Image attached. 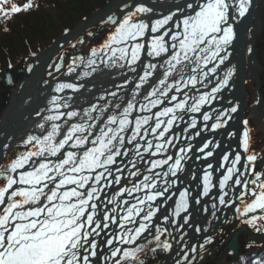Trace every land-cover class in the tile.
<instances>
[{
	"label": "snow or ice",
	"instance_id": "1",
	"mask_svg": "<svg viewBox=\"0 0 264 264\" xmlns=\"http://www.w3.org/2000/svg\"><path fill=\"white\" fill-rule=\"evenodd\" d=\"M252 4L189 0L182 9L159 15L144 4H125L120 16L107 18L111 28L104 42L91 49L86 61L91 71L83 75L104 68L135 74V82L127 79L120 85L133 83L131 99L117 103L105 117L111 106L105 97L104 105L89 107L83 116L60 112L59 97L52 98L57 111L46 118L51 130L41 124L46 134L29 135L26 146L31 149L0 167V264H134L144 247L137 241L145 233L153 238L148 243L154 240L155 247L165 251L173 248L162 239L173 235L169 225L183 233V240L191 204H200V196L210 194L213 216L218 205L238 202L234 210L241 222L264 232V170L256 167L258 159L262 164L264 159L250 152L249 121L243 120L239 135L227 133L237 139L240 150L222 153L217 165L209 158L221 148L219 142L205 138L198 146L192 143L204 132L228 128L239 111L231 101L223 110L204 109L231 87L235 70L221 66L232 55L235 24ZM35 6V0L23 5L0 0V16L10 19ZM73 71L75 67H69V73ZM65 89L79 90L75 84L58 83L55 92ZM110 95L116 97L117 92ZM78 116L79 122L68 123ZM61 120L67 124L63 131L57 123ZM181 123L184 128L177 134L174 128ZM194 148L201 154L195 159L207 161L202 175L192 172L191 180L202 185L195 197L192 185L185 183Z\"/></svg>",
	"mask_w": 264,
	"mask_h": 264
},
{
	"label": "water",
	"instance_id": "2",
	"mask_svg": "<svg viewBox=\"0 0 264 264\" xmlns=\"http://www.w3.org/2000/svg\"><path fill=\"white\" fill-rule=\"evenodd\" d=\"M186 2H189V0H111L104 8L98 10L86 20L80 22L69 33L58 37L50 47L40 51L36 56L28 57V65L26 67V72L29 75L28 77L25 76V71L23 70V67H25V65L23 63L19 64L13 70L7 69L5 71H2L0 73V81L4 86V89L1 90L0 96L3 97L7 94H11V98L0 119V164L9 153L10 157L13 158L15 155L24 152L25 150L21 152L19 151L20 147L25 148L20 144L29 135H45L46 131L44 129L40 131L38 130V127H40L41 124L45 125L46 130H51V122L47 121L46 118L49 115L56 114V108L53 110V112L50 111L51 108L54 107V105L52 104V98L54 96L59 97V103L61 105L59 110H62V107L65 103H70L72 100L75 102L78 100H84L86 104L88 103V101L93 103L96 94L92 95L91 93L89 94V97L84 98V94L89 90L93 91V89L103 91L106 90L110 93L116 91L117 88L125 89V93L124 96L122 95L121 101H127L129 96H131L133 83H129L125 87H120V85H124L127 79H131L133 82H135V74L127 73V75H125L122 73V70H119L118 73L112 72L111 77L109 76L110 79L108 76H105V78H102V76L101 78H96V76L92 77L91 75L85 77L83 75V72L91 71L90 69L82 71V73L77 75L76 77L70 75L66 77V75L64 74H67L69 72L66 71L60 73L55 78V80L46 79L45 76L49 65L58 57V55L64 48L70 46V48L76 49V52L81 54L80 58L82 59L84 56L82 52L87 45L89 37L93 35V33L91 32L87 33L88 29L97 25L99 29L110 30L111 25L105 23V21L109 16H120L124 10L125 4H128L129 6L133 4H144L153 8L155 10V13L159 15L160 13L167 14L169 11H174L177 8L182 9ZM263 5L264 0H259L258 4L257 0H253V4L250 7L249 13L235 24V31L237 35L236 39L233 41L229 49L234 56L230 60V62L227 63V66L225 68L224 65L221 66L222 70H227L228 68H234L235 70V75L233 76L231 81V87L222 91L223 94L220 95L222 99L214 102L211 108L206 107L204 109V111H212V109L223 110L224 108H228L232 105H239L238 113L234 114V119L233 121L229 122L228 128L221 129L216 133L204 132L202 133L201 137H198L195 141H192V143L198 146L201 144V140L208 138L213 139L214 142H219L221 144V148L214 150V157L209 158L214 165L218 164L219 154H221L223 151H229L233 148H235L236 150H240L239 148H236L237 139H229L227 133L229 131H236L239 135L243 130L244 126L242 122L243 120H245V114L248 110V95L246 89L247 78L250 77L251 79H254L256 81V94L257 99L260 102V109H263L264 107L262 75L257 71V69L253 70L252 67L255 62L257 66L256 68L263 67L261 66L260 61L256 56V48L258 47L256 40L258 38H263L262 28H264V23L262 22L261 15ZM253 23H255L254 27H252ZM259 26L261 31L258 30ZM250 34H252L251 38L249 37ZM249 48L252 49L251 52L248 51ZM29 66L32 67L31 72L27 70ZM218 72L222 76V71L218 70ZM99 73L97 74L102 75ZM16 82L19 83L16 85ZM58 83H72L77 85L78 88L83 87L81 89L83 93L82 91H80L74 94L75 97L73 98L78 100H74L73 98L69 99V97L64 99V97L68 93H70L71 89H65L63 92L57 93L55 92V87ZM214 83L215 81L210 83L208 88L202 89V91H208ZM229 101L232 102V105L229 104ZM212 114L213 117H215V112H212ZM79 120L80 119L74 118L73 120L68 121V123L79 122ZM212 122L213 121H209V124H211ZM57 123H60L61 126L67 125L65 124L64 120L58 121ZM182 128H184L183 123H181L178 128H174V131L179 134L180 129ZM185 134L190 135V132ZM184 143L187 142L181 141V145ZM172 151L174 150L170 149V152ZM193 153L194 155L190 154L193 155V158L188 160L186 163L185 181H187L189 177H191L192 172H196L195 168L198 160L195 159V156L201 155L200 153L195 151V148L193 149ZM202 161L204 162V166H206L207 161ZM215 174L216 172L214 173V175ZM216 191L217 189H214L213 194ZM206 199H211V194ZM238 205L239 203L237 202L236 205L228 207L231 210V213L227 214V216L223 218V222L222 219H218L216 221V223L222 222L220 223L221 225L227 223L226 231L231 233L230 239L226 242V249L218 255L219 258L226 259L228 256H230L231 260L236 259L241 253V236L249 234L248 228L246 226L238 228V224L237 222H235L237 213L234 209ZM212 212L213 209L211 208L209 216L212 217V222H210V224L215 223L213 221ZM205 217L204 219L199 221L200 224H203L201 226V231H195L196 227H200L199 223L198 225L195 224L194 227L189 231L188 236L184 238L180 244L173 245L170 253L164 256L163 259L160 260L159 264L187 263L188 260L185 261L184 256L187 255L190 257L193 254H196V252H191V248L196 247L198 250H200L205 243L207 244V246L202 250V253L209 252L208 256L206 257H209L214 252H216L219 247L217 246V241L213 239V236H215L217 232L211 234L210 237L208 236L207 238L203 239L204 236H207L206 231L204 230L206 227L205 222L207 220ZM220 224L218 225L220 226ZM200 233L201 239L199 242L192 239L193 236H199ZM145 235L146 233L144 234V236ZM209 238L212 241L211 243H207ZM165 239L176 242L178 240V237L172 235L171 237H166ZM140 241L141 240L139 239L137 241V244H139ZM250 241L251 244L258 243L260 247L264 246V237H251ZM223 242L224 239H221L220 243ZM249 245L250 243L248 244V246ZM247 248L245 247V249ZM153 249L155 250L153 251ZM160 250L162 249L156 247L150 249L151 252H158ZM181 252H183V263L179 262L180 259H178L176 262H173V260L176 259L178 254ZM199 258L201 260H205V257ZM194 261L195 258L190 260V264H192Z\"/></svg>",
	"mask_w": 264,
	"mask_h": 264
},
{
	"label": "trees",
	"instance_id": "3",
	"mask_svg": "<svg viewBox=\"0 0 264 264\" xmlns=\"http://www.w3.org/2000/svg\"><path fill=\"white\" fill-rule=\"evenodd\" d=\"M110 0H35V7L28 12L13 15L10 19L0 16V72L18 65L50 46L61 35L70 32L79 22L86 20L103 8ZM23 5L27 0H12ZM7 7V6H5ZM76 9V11H75ZM65 14V18H62ZM44 20L47 33H39L38 21ZM25 34L26 36H23ZM7 52V53H6ZM165 254V253H164ZM156 256V257H155ZM163 254L148 252L136 257L134 264H158ZM227 264H264V249L242 253Z\"/></svg>",
	"mask_w": 264,
	"mask_h": 264
},
{
	"label": "rangeland",
	"instance_id": "4",
	"mask_svg": "<svg viewBox=\"0 0 264 264\" xmlns=\"http://www.w3.org/2000/svg\"><path fill=\"white\" fill-rule=\"evenodd\" d=\"M75 11H76V9H75ZM263 14H264V12H263ZM62 16H63L62 18H65L64 17L65 14H63ZM38 23H39L38 26H40L38 28L40 30H38L39 33H36V35H33V39L35 37H38L39 35H44V34H46L48 32L46 30L47 29L46 26H44V20L38 21ZM97 29L100 30V31L97 34L95 33L94 35H92L93 37L91 38L90 42L85 47L84 55H88L89 53H91V49L92 48H98L99 47V44L106 38V36H107V34L109 32V29L102 30V29H99V28H96V27H94L93 29H90L88 32H92V31H95ZM262 29H263L262 30L263 31V33H262L263 34V38L262 39L261 38H258L256 40L257 46L259 47V48L258 47L256 48V56H257V59H259L261 66H263V67H258L257 68V71L259 73H261V75H262V86H263L262 92L264 94V28H262ZM23 36H26V35L23 34ZM50 46H46L44 49H46V48H48ZM66 50H68V48ZM1 55L2 54L0 53V57H1ZM56 61H58V59H56ZM80 61L81 60L80 59L77 60V58H75V59H72V58L69 59L68 62H67V64L64 65L63 70L69 69V67H72L73 65L80 64L81 63ZM255 64H256V62H255ZM2 65H3V63L0 60V67H2ZM3 66H5V63H4ZM55 75H56V71L53 69V70H51L49 72V74L47 75V77H49V76L51 77L52 76V78H55ZM246 89H247V95H248V106H250V105L252 106V104L255 103V101H256L255 99L257 98V94H256V81L254 79H251L250 81H248V83L246 85ZM117 96H118V94H117ZM8 100L5 102V104L4 103L3 104H0V117H1L2 112L6 109V106L8 104ZM245 119L249 121V125L248 126L251 129V132H250V136H251L250 152H253L254 151L258 155H260V157L262 159H264V122H263V119H264V107H263V109L262 108L261 109L258 108L256 110V112L254 113V115H253V112L246 111ZM261 121H262V123H261ZM38 130H39V128H38ZM224 152H226V151H223L222 153H224ZM221 154H219V157L221 156ZM219 157H218V164L220 163ZM6 159L1 164L0 167H3L6 164L5 163ZM204 167H206V166H204V162L202 160H198V162L196 163V169H195L196 170V173H198L199 175H202V171L201 170ZM256 167H257L258 170H264V164H262L261 159H258V161L256 162ZM219 175H220V173L219 172H216L215 176H219ZM185 183H190L192 185V191H193V196L194 197L202 189V185H200L198 187V181L191 180V177H189V179L187 181H185ZM206 198L207 197L200 196V200H201V203L200 204H195L194 202L191 204V207L189 208V213L191 215V219H190V221H189V223L187 225H184V232L187 233V235H185L184 238H186L188 236L189 231L194 227V225L195 224L198 225L199 221L202 220V219H204L205 216H206L205 218L207 219L206 222H205L206 224L209 223V222H212V217L209 216V213L211 211V208H212L211 207V204L213 203V201L211 199L207 200ZM217 205H218V201H217ZM204 208H207L208 209L207 212L204 211ZM227 208L228 207H224V206H220V205L217 206V209L215 210V215L213 216V221L215 223H216L217 219H222V222H223V218L226 216V213H227V211H226ZM222 222H218V224H220ZM235 222H237L238 228H241V227L246 226L248 228V231H249V234L248 235L245 234V235L241 236L240 244L242 246L243 251L255 252V249H257V247H259V245H258V243L251 244L250 238L251 237H253V238L254 237H256V238L257 237L258 238L259 237L260 238H263L264 237V232L258 233L251 226L244 225L241 222L240 218H238V215L237 214H236ZM199 225H200L199 228L201 229L202 228L201 226L203 224H200L199 223ZM162 226H164V225H162ZM220 226L221 227H220V229L218 228V232L216 233V235L213 236V239H215L217 241V246L219 247L216 250V252H214L209 257H206V256H208L209 252H205V254L202 253V250L204 248H206V246H207V244H206L200 250H197L196 251V254H193L190 257L188 256V262L187 263H184V264H190V260H192L193 258H195V261L192 264H194V263H196V264H227V263H229V261L231 260L230 256H228L226 259L219 258L218 257V255L222 251H225L226 245H227L226 242H227V240L230 239V236H231V233L226 231V229H227V223L224 224V225H221L220 224ZM168 227H169V231H171L172 234L175 237H178V240L176 242H174L172 240L169 241V242L172 243V245L180 244L182 240L179 239V236L182 235L183 233L176 231L170 225ZM166 237H170V236H167V234H166L164 237H162V239H165ZM149 239L150 240L153 239L151 235H149L147 237V239L144 238L143 240H145L148 243ZM221 239H224V242L223 243H220V240ZM143 240H141V241H143ZM249 243H250L251 246H248ZM247 246H248V248H247ZM153 247H155V241L154 240H153L152 243H148L146 249L144 251H142V253H140L138 255V257L139 256H142V255H144L146 253H148L149 249L150 248H153ZM245 247L247 249H245ZM262 248H264V246H262ZM153 253H154V255H155V253H159L161 255L163 254V256H164V255H168L170 253V251L160 250L158 252H153ZM182 253L183 252L179 253V256H177V258L180 259L179 260L180 263H183ZM199 257H205L204 258L205 260H201Z\"/></svg>",
	"mask_w": 264,
	"mask_h": 264
},
{
	"label": "bare ground",
	"instance_id": "5",
	"mask_svg": "<svg viewBox=\"0 0 264 264\" xmlns=\"http://www.w3.org/2000/svg\"><path fill=\"white\" fill-rule=\"evenodd\" d=\"M258 2H259V0H257V4H258ZM120 11V10H119ZM263 12H264V5H263V8H262V10H261V15H262V22L264 23V14H263ZM254 24L255 23H253V26L252 27H254ZM261 28H262V26H261ZM253 30V29H252ZM258 30H260L261 31V29H260V26H259V28H258ZM251 33H252V31H251ZM251 36H252V34H250L249 35V37L251 38ZM90 40L91 39H89L88 40V42L87 43H89L90 42ZM104 42V41H103ZM102 42V43H103ZM101 43V44H102ZM100 44V45H101ZM99 45V46H100ZM64 50V49H63ZM62 50V51H63ZM233 53H232V55L230 56V58H229V60L228 61H226V64L224 65V68L227 66V63L228 62H230V60L233 58ZM90 57V56H89ZM88 57V58H89ZM87 58V59H88ZM87 61V60H86ZM86 61H85V63L83 64V65H86ZM83 65H79L77 68H75V71H73V72H71V73H67V74H64V75H66V77H68L69 75L70 76H74V75H76V72H78V70H80L81 69V67L83 66ZM252 67H253V70H255V69H257L256 67V64H253L252 65ZM120 69H116V68H113V69H107V68H104L103 70H97L95 73H92L91 74V76L93 77V76H96V78H101V76H102V78H105V76H110L111 77V75H112V72H115V73H118V71H119ZM100 72V73H99ZM97 73H99V74H102V75H98ZM98 76V77H97ZM107 77V78H108ZM110 77H109V79H110ZM251 80V78L249 77V78H247V83H248V81H250ZM17 84L19 83V82H16ZM16 84V85H17ZM223 93L221 92L219 95H222ZM118 96H119V98L121 97V94H118ZM117 97V96H116ZM116 97H115V99H116ZM65 98H68L67 96H65L64 97V99ZM122 99V98H121ZM256 101H255V103H253L252 104V106L250 105V106H248V112L249 111H251V112H253V115H254V113L256 112V110L259 108L260 109V102L258 101V99L256 98L255 99ZM126 101V100H125ZM120 103H122V101L120 102ZM70 105L72 106V111H74V109H73V103H70ZM83 103H81V102H76V104H75V107L76 108H81V107H83ZM55 107V106H54ZM70 109H71V107H70ZM66 110L67 109H64V111L66 112ZM60 112H63V111H60ZM67 113V112H66ZM238 113V112H237ZM263 122H264V119H263ZM261 123H262V121H261ZM25 140H27V138L25 139ZM204 140H201V143L203 142ZM25 143H26V141H25ZM142 170H143V168H142ZM136 179H139V178H136ZM227 213H226V216H227V214H230L231 213V210L228 208L227 210ZM220 227L221 226H219V225H217V226H213V225H211L210 223L205 227V231H206V237L204 236L203 237V239H205V238H207L208 236L210 237V235L211 234H214V233H216V232H218V228L220 229ZM147 236H149V234L148 233H146V235L145 236H142L141 238H140V240H143L145 237H147ZM200 236H201V233H200V235L198 236H193V238L192 239H194L195 241H200ZM150 240V239H149ZM148 241V240H147ZM141 243H143V245H144V247H143V251L146 249V247H147V245H148V243L145 241V240H143V241H140L139 242V244H141ZM138 244V245H139ZM196 244V243H195ZM206 244V243H205ZM205 244H203V246L205 245ZM129 247V246H128ZM132 247H135V246H132ZM197 249V248H196ZM198 250V249H197ZM142 253V252H141ZM140 253H138L137 255H139ZM178 256H179V254H178ZM176 260H178V258L177 259H174L173 261H176Z\"/></svg>",
	"mask_w": 264,
	"mask_h": 264
},
{
	"label": "flooded vegetation",
	"instance_id": "6",
	"mask_svg": "<svg viewBox=\"0 0 264 264\" xmlns=\"http://www.w3.org/2000/svg\"><path fill=\"white\" fill-rule=\"evenodd\" d=\"M79 56V54L78 53H76L75 52V49H68V50H64V52L61 54V55H59L58 57H57V59H58V61H54V62H52L50 65H49V67H48V69H47V72H46V76H45V78L46 79H53L52 78V76L50 77H47V75L49 74V72L51 71V70H55L56 71V75H55V78L60 74V73H62L63 72V67H64V65L68 62V60L69 59H74V58H77ZM21 63H23L24 65H25V67H23V70L25 71V76L26 77H28L29 75H28V73L26 72V67H27V62L26 61H23V62H20L19 64H21ZM59 66V68H60V70L59 71H57V67ZM17 67V65L16 66H13V67H10V68H12V69H14V68H16ZM54 78V79H55ZM17 84V83H16ZM4 89V86L2 85V83H1V81H0V92H1V90H3ZM9 96V94H7V95H5V96H3V97H1L0 96V103H4L6 100H7V97ZM3 101V102H2ZM28 149H31V148H19V151L21 152V151H23V150H28ZM11 157H10V155L7 157V159H6V161H5V163H7L8 161H9V159H10Z\"/></svg>",
	"mask_w": 264,
	"mask_h": 264
}]
</instances>
